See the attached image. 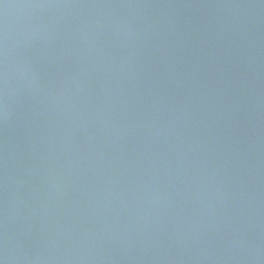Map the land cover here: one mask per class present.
<instances>
[{
  "label": "water",
  "instance_id": "water-1",
  "mask_svg": "<svg viewBox=\"0 0 264 264\" xmlns=\"http://www.w3.org/2000/svg\"><path fill=\"white\" fill-rule=\"evenodd\" d=\"M5 264H264V0H0Z\"/></svg>",
  "mask_w": 264,
  "mask_h": 264
},
{
  "label": "clouds",
  "instance_id": "clouds-1",
  "mask_svg": "<svg viewBox=\"0 0 264 264\" xmlns=\"http://www.w3.org/2000/svg\"><path fill=\"white\" fill-rule=\"evenodd\" d=\"M0 264H5V259L0 258Z\"/></svg>",
  "mask_w": 264,
  "mask_h": 264
}]
</instances>
